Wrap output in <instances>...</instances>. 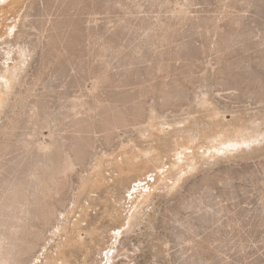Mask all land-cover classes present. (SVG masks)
Wrapping results in <instances>:
<instances>
[{
    "label": "rangeland",
    "instance_id": "rangeland-1",
    "mask_svg": "<svg viewBox=\"0 0 264 264\" xmlns=\"http://www.w3.org/2000/svg\"><path fill=\"white\" fill-rule=\"evenodd\" d=\"M13 206L16 264H264V0H0Z\"/></svg>",
    "mask_w": 264,
    "mask_h": 264
},
{
    "label": "bare ground",
    "instance_id": "bare-ground-1",
    "mask_svg": "<svg viewBox=\"0 0 264 264\" xmlns=\"http://www.w3.org/2000/svg\"><path fill=\"white\" fill-rule=\"evenodd\" d=\"M23 206L24 205H22L21 209L23 208ZM3 212H4V210H3ZM3 212H2V214H3ZM3 215L6 217V220H10L11 225H9V226L11 228H13V229H11L12 230L11 234L4 233V232L2 234L0 233V264H16V259H15L16 256L14 258L13 257V253H12V252H14V251H12V248L16 245V243H15V241H14L12 236L14 235L13 230L15 228H17V227H15L16 222L18 223L21 218L19 216V213L16 212V206L6 208V210H5ZM3 224H4V222H3ZM9 226H8V229L10 230ZM0 232H2V231H0ZM14 232H16V231L14 230Z\"/></svg>",
    "mask_w": 264,
    "mask_h": 264
}]
</instances>
